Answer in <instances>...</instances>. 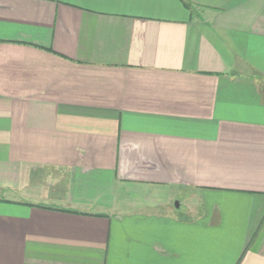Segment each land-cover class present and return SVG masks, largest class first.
Here are the masks:
<instances>
[{"label": "crops", "instance_id": "crops-1", "mask_svg": "<svg viewBox=\"0 0 264 264\" xmlns=\"http://www.w3.org/2000/svg\"><path fill=\"white\" fill-rule=\"evenodd\" d=\"M0 0V264H264V0Z\"/></svg>", "mask_w": 264, "mask_h": 264}, {"label": "trees", "instance_id": "trees-1", "mask_svg": "<svg viewBox=\"0 0 264 264\" xmlns=\"http://www.w3.org/2000/svg\"><path fill=\"white\" fill-rule=\"evenodd\" d=\"M183 2V4L188 8V9H191L192 8V5L191 3H189L188 1L186 0H181Z\"/></svg>", "mask_w": 264, "mask_h": 264}]
</instances>
